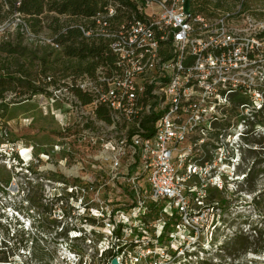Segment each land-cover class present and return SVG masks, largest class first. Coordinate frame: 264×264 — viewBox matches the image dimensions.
Returning a JSON list of instances; mask_svg holds the SVG:
<instances>
[{"label": "built area", "instance_id": "built-area-1", "mask_svg": "<svg viewBox=\"0 0 264 264\" xmlns=\"http://www.w3.org/2000/svg\"><path fill=\"white\" fill-rule=\"evenodd\" d=\"M244 1L230 7L225 0H192L187 12V0H99L93 14L69 21L88 40L104 45L105 60L95 74L74 83L89 102L65 81L53 87L51 100L75 104L95 123L104 121L98 111L105 107L111 131L117 130L107 140L89 135L93 146L103 140L106 155L95 165L101 175L109 167L122 198L104 227L112 241L100 248V257L111 253L108 264L114 258L126 263L129 253L136 263L148 256L149 264H166L210 227L215 184H210V159L197 153L210 151L214 121L257 109L244 97L259 79L263 16L262 8L249 12ZM26 34L37 38L28 29ZM46 41L60 48L54 37ZM124 165L126 172H120ZM71 252L78 264H89Z\"/></svg>", "mask_w": 264, "mask_h": 264}, {"label": "rangeland", "instance_id": "rangeland-1", "mask_svg": "<svg viewBox=\"0 0 264 264\" xmlns=\"http://www.w3.org/2000/svg\"><path fill=\"white\" fill-rule=\"evenodd\" d=\"M225 1L234 7L238 0ZM0 4H4L0 40L7 34L21 51L41 56L36 47L57 36L53 26L60 17L57 11L46 10L40 29L34 31L17 10L5 16L6 0ZM244 7L262 8L264 27V0H245ZM19 23L27 24L37 38L20 36ZM261 50L259 79L251 81L244 97L250 107L257 106L256 111L213 122L210 151L197 153L203 160L210 159V184H215L210 186L214 206L210 227L205 226L195 244L166 264H264V37ZM31 70L40 85L39 59L33 60ZM49 73L69 83L78 79L64 77L63 72ZM54 86L49 85V92ZM21 90L18 86L7 91L4 100L0 98V264H78L71 251L89 264H108L111 253L100 257V248L111 246L112 241L104 227L122 198L118 183L109 179V167L101 175L95 164L106 155L103 140L114 137L117 130L111 131L112 123L85 119L75 104L54 102L46 93L20 95ZM234 108L236 113L242 111L241 106ZM93 133L103 138L95 146L89 143ZM120 172H126L125 165ZM151 260L147 256L136 263L129 253L124 264Z\"/></svg>", "mask_w": 264, "mask_h": 264}, {"label": "trees", "instance_id": "trees-1", "mask_svg": "<svg viewBox=\"0 0 264 264\" xmlns=\"http://www.w3.org/2000/svg\"><path fill=\"white\" fill-rule=\"evenodd\" d=\"M16 2L17 0H6V3L9 4V10L6 11L5 16L17 10L25 16L24 19L28 22V26L34 31L40 29L42 23L41 15L46 10L57 11L60 17L55 18L56 25H53L57 35L54 40L60 44V48L56 49L51 43L46 42L44 46H41L42 48L36 47L43 52L41 56H36L35 52L21 51L7 34L2 37L0 40V98L2 100L5 99L7 91H16L18 86L24 89L21 90L20 95L30 94V96H35L40 93L50 95L49 85H61L64 78H57L49 72H63L65 74L63 75L64 77L74 75L75 78L85 73L90 76L95 74L98 65L105 60L104 45L95 40H88L78 27H71L70 22H76L82 15L93 14L98 7L99 0H20V5L18 6ZM3 5L0 4V12ZM63 15H69L71 19L62 21L63 18L61 16ZM28 26L27 24L25 26L19 24L20 36L23 37L27 29L30 30ZM263 37L264 31L262 32ZM21 58L25 59L27 68H25L24 62L20 65ZM34 59H39L41 71H43L40 85L36 84L37 79L31 70ZM74 83L72 89L77 97L83 103L89 102V97L81 89L77 88ZM106 113L105 107H101L98 111L100 118L107 123H111L112 121L106 116ZM216 122L214 121V124ZM247 176H249V173H247ZM210 206H213V204H210Z\"/></svg>", "mask_w": 264, "mask_h": 264}, {"label": "water", "instance_id": "water-1", "mask_svg": "<svg viewBox=\"0 0 264 264\" xmlns=\"http://www.w3.org/2000/svg\"><path fill=\"white\" fill-rule=\"evenodd\" d=\"M191 1H192V0H187V2H186V11H187V12L189 11ZM112 264H118V261H117L116 258H114V259L112 260Z\"/></svg>", "mask_w": 264, "mask_h": 264}]
</instances>
